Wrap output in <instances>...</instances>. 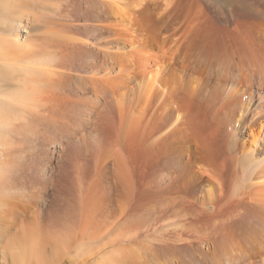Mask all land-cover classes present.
<instances>
[{
  "label": "bare ground",
  "instance_id": "1",
  "mask_svg": "<svg viewBox=\"0 0 264 264\" xmlns=\"http://www.w3.org/2000/svg\"><path fill=\"white\" fill-rule=\"evenodd\" d=\"M212 1L0 0V264H264V0Z\"/></svg>",
  "mask_w": 264,
  "mask_h": 264
},
{
  "label": "rangeland",
  "instance_id": "2",
  "mask_svg": "<svg viewBox=\"0 0 264 264\" xmlns=\"http://www.w3.org/2000/svg\"><path fill=\"white\" fill-rule=\"evenodd\" d=\"M210 1V0H209ZM212 1V0H211ZM223 1V0H222ZM251 1V0H249ZM214 7H218L220 8V4H221V0H217L215 2V0L212 1ZM224 5H225V10L228 12V15L231 17V16H236V17H240V19H243V17H245L246 15H248L243 9L242 7L240 6V8L238 7L237 4L233 5V6H230L226 0H224ZM215 11V8L212 9V12ZM215 14V13H213ZM37 32H41V30L39 29ZM99 41H103L102 39L99 40ZM264 93V91H263ZM88 132V131H87ZM13 133V132H12ZM48 260H51L50 262H42L41 264H64V260L62 258V256L60 255H57V254H53L52 258Z\"/></svg>",
  "mask_w": 264,
  "mask_h": 264
}]
</instances>
